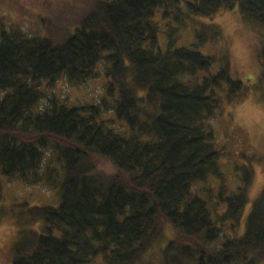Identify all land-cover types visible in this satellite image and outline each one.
I'll use <instances>...</instances> for the list:
<instances>
[{"label":"trees","instance_id":"16d2710c","mask_svg":"<svg viewBox=\"0 0 264 264\" xmlns=\"http://www.w3.org/2000/svg\"><path fill=\"white\" fill-rule=\"evenodd\" d=\"M223 8L264 27V0H93L63 38L28 34L0 8V200L15 179L60 195L57 205L0 204V224L17 227L10 264H264V187L245 230L219 242L223 222L244 219L255 170L236 166L237 187L225 184L211 121L220 90L233 100L249 87L227 56L215 71L217 57L198 49L218 25H195V41L177 45L189 21ZM260 57L264 85V42ZM99 64V104L48 97L62 78H95Z\"/></svg>","mask_w":264,"mask_h":264},{"label":"rangeland","instance_id":"374dc122","mask_svg":"<svg viewBox=\"0 0 264 264\" xmlns=\"http://www.w3.org/2000/svg\"><path fill=\"white\" fill-rule=\"evenodd\" d=\"M92 1L66 0L64 3H59L58 0L48 2L47 0H0V8L6 21L11 23L12 20H18L28 34L45 33L49 27L55 38H63L69 33L66 31L68 24L76 22L79 16L91 7ZM22 12L24 15L21 14ZM195 19L201 23L189 21L188 26L182 30L177 45L192 44L195 41V25L205 31L209 29L205 25H218L220 30L218 38L209 39L198 45V49L217 57L215 71L225 60L223 56H227L230 70L236 75L234 77H239L246 87H249L246 88L247 95L233 100L226 97L225 88L220 90L222 108L211 121L216 133L217 148L222 150L220 165L225 172V184L232 190L237 187L239 180L236 166L251 164L255 170L253 184L249 188L250 202L246 209L247 213L241 222H236L237 226L230 219L223 222L219 239V242H223L228 237L239 235L245 230L246 218L252 202L264 187V85H261L260 81L262 61L260 48L264 42V27L244 20L238 9L223 8L214 15H201ZM155 21L160 27V44L162 49L166 50L168 42L164 32L168 27L167 20L162 17L161 12H158ZM41 23H43L42 29ZM99 67L101 71L99 70L98 75L82 85H74L66 78L60 79L55 87L47 90L48 97L56 93L58 97L67 99L70 104L81 102L99 104L105 95L108 80L105 68L102 69L101 64ZM113 103V99L109 98V108L103 109L106 117H114ZM113 125L115 128L124 129L118 120H115ZM212 185L217 190L219 182L214 181ZM206 186L207 183L198 185L199 188ZM59 199V186L52 188L47 184H28L15 179L5 181L0 204L10 206L14 203L12 201L27 200L31 205H57ZM213 199L217 200V197L213 196ZM215 205L221 211L226 209L218 202ZM16 238L15 223L10 221L0 224V264L12 262L13 242Z\"/></svg>","mask_w":264,"mask_h":264}]
</instances>
